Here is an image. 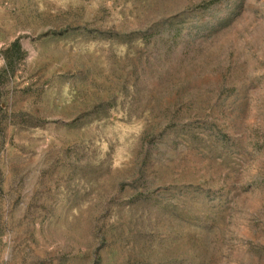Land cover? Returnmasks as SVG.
<instances>
[{
    "label": "rangeland",
    "instance_id": "1",
    "mask_svg": "<svg viewBox=\"0 0 264 264\" xmlns=\"http://www.w3.org/2000/svg\"><path fill=\"white\" fill-rule=\"evenodd\" d=\"M0 264H264V0H0Z\"/></svg>",
    "mask_w": 264,
    "mask_h": 264
}]
</instances>
